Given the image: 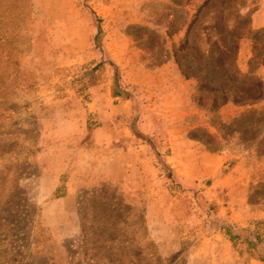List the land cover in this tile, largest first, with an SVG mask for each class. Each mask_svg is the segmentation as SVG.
Wrapping results in <instances>:
<instances>
[{"label":"rangeland","instance_id":"rangeland-1","mask_svg":"<svg viewBox=\"0 0 264 264\" xmlns=\"http://www.w3.org/2000/svg\"><path fill=\"white\" fill-rule=\"evenodd\" d=\"M238 2L236 64L264 82L253 49L264 28L252 29L263 0ZM201 3L0 0V264L264 263V99L210 113L171 57ZM99 127L148 145L157 177L142 180L145 193L72 176L74 151L93 147ZM170 138L181 170L168 162ZM72 179L68 221L48 226Z\"/></svg>","mask_w":264,"mask_h":264},{"label":"trees","instance_id":"trees-1","mask_svg":"<svg viewBox=\"0 0 264 264\" xmlns=\"http://www.w3.org/2000/svg\"><path fill=\"white\" fill-rule=\"evenodd\" d=\"M201 1L189 24L186 38L175 47L171 57L187 80L197 81L198 90L203 95L198 100L200 108L213 113L229 103L236 106L256 105L264 99V82L254 76L253 72L243 74L236 64L244 25L243 18L230 11L237 8L238 0H224L220 8L214 0H170L171 6H166V11L180 12ZM198 23L199 27L192 36L193 28ZM147 33L150 39L153 38L151 30H147ZM253 42L255 60L264 58V30L256 34ZM189 55L193 61H187ZM261 66L264 67V60ZM219 80V86H215L213 81ZM256 117L262 116L255 115ZM242 119L246 120V117ZM197 141L205 145L209 152L220 151L204 137L197 138Z\"/></svg>","mask_w":264,"mask_h":264},{"label":"crops","instance_id":"crops-1","mask_svg":"<svg viewBox=\"0 0 264 264\" xmlns=\"http://www.w3.org/2000/svg\"><path fill=\"white\" fill-rule=\"evenodd\" d=\"M262 4V9L252 16V29L254 30L264 28V0ZM132 81L142 85H152L156 83V81L149 82L142 79H134ZM105 130L106 128L99 127L93 131V147L81 146L77 148L76 152L74 151L77 157L76 161L73 163L72 176L81 175L83 179L90 180L99 175H103L110 181L134 183L136 188H139L141 191L144 185L142 180H154L157 177L152 165V160L148 156V145L143 143L136 145L134 141L131 140L130 136L125 135V132L118 136L119 134L115 131L109 132ZM119 142L122 143L120 144ZM169 143L171 156L168 157V162L172 164L175 163L171 165L175 167L176 170H181L180 166H178L181 164L176 163L178 160L176 151L177 145L173 143L172 138H170ZM70 165V162L66 164V169ZM66 169H63L56 175L51 193L56 189L61 174ZM76 180L77 179H72L69 183L65 197L56 199L48 205V210L44 213L45 215L50 216V214L57 213L58 216H60L56 217V219H50L47 216L46 218L49 221L48 226H57L66 223L67 218L64 217L66 210L63 209V206H67L73 201L76 195V187L78 186ZM226 180L227 179H224L223 182L225 183ZM142 193H145V190L142 189ZM54 208L56 209L55 211Z\"/></svg>","mask_w":264,"mask_h":264}]
</instances>
